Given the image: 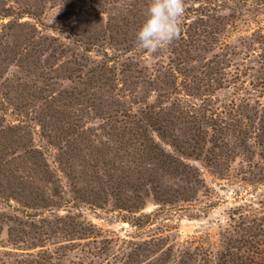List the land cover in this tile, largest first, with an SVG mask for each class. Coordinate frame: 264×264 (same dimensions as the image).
<instances>
[{"label": "rangeland", "instance_id": "1", "mask_svg": "<svg viewBox=\"0 0 264 264\" xmlns=\"http://www.w3.org/2000/svg\"><path fill=\"white\" fill-rule=\"evenodd\" d=\"M148 3L0 0V264H222L264 241V0H186L151 57Z\"/></svg>", "mask_w": 264, "mask_h": 264}, {"label": "clouds", "instance_id": "2", "mask_svg": "<svg viewBox=\"0 0 264 264\" xmlns=\"http://www.w3.org/2000/svg\"><path fill=\"white\" fill-rule=\"evenodd\" d=\"M185 12L186 0H149L134 47L150 57L168 50L181 39Z\"/></svg>", "mask_w": 264, "mask_h": 264}, {"label": "trees", "instance_id": "3", "mask_svg": "<svg viewBox=\"0 0 264 264\" xmlns=\"http://www.w3.org/2000/svg\"><path fill=\"white\" fill-rule=\"evenodd\" d=\"M262 246H264V241L258 245H254L256 251L248 254L243 252L239 255L226 248L225 252L222 253V264H264V248ZM258 257H261V260H258Z\"/></svg>", "mask_w": 264, "mask_h": 264}]
</instances>
